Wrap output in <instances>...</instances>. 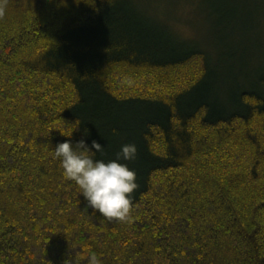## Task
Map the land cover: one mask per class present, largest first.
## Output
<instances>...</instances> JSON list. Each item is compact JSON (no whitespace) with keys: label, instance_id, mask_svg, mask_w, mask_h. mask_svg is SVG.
<instances>
[{"label":"trees","instance_id":"trees-1","mask_svg":"<svg viewBox=\"0 0 264 264\" xmlns=\"http://www.w3.org/2000/svg\"><path fill=\"white\" fill-rule=\"evenodd\" d=\"M164 1L0 0V264H264V72L220 105ZM81 139L135 170L125 219L63 175Z\"/></svg>","mask_w":264,"mask_h":264},{"label":"rangeland","instance_id":"rangeland-1","mask_svg":"<svg viewBox=\"0 0 264 264\" xmlns=\"http://www.w3.org/2000/svg\"><path fill=\"white\" fill-rule=\"evenodd\" d=\"M175 1L165 0V7L152 3V10L173 25L188 49L208 55L210 69L220 68L213 72V93L225 104L247 77L256 79L264 72V0H179L181 8L173 9ZM139 114L138 119L147 117ZM114 148L117 155V141Z\"/></svg>","mask_w":264,"mask_h":264},{"label":"clouds","instance_id":"clouds-1","mask_svg":"<svg viewBox=\"0 0 264 264\" xmlns=\"http://www.w3.org/2000/svg\"><path fill=\"white\" fill-rule=\"evenodd\" d=\"M70 125L71 136L79 127V122L76 120ZM102 148L95 140L91 146L83 139L75 144L71 140H64L56 144L53 155L59 160L63 175L75 181L89 206L107 219L123 220L130 211V194L137 188L136 172L120 162L119 154L117 159L108 161L96 159L95 153ZM121 151L125 159H129L134 155L135 148L132 145H124ZM87 260L88 264H101L94 253L89 255Z\"/></svg>","mask_w":264,"mask_h":264}]
</instances>
